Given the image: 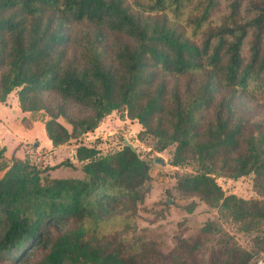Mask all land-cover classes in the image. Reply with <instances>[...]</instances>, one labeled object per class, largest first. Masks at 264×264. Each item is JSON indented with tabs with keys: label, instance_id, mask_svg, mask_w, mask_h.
I'll list each match as a JSON object with an SVG mask.
<instances>
[{
	"label": "trees",
	"instance_id": "trees-1",
	"mask_svg": "<svg viewBox=\"0 0 264 264\" xmlns=\"http://www.w3.org/2000/svg\"><path fill=\"white\" fill-rule=\"evenodd\" d=\"M13 90L24 128L41 121L53 147L78 141L52 165H7L0 146V264L264 260V0H0V104ZM112 111L140 125L150 151L172 146L169 164L192 168L175 190L216 211L166 252L106 226L117 212L131 224L152 161L80 141ZM74 162L79 177L49 175ZM246 175L256 197L215 181ZM219 219L253 233L248 246Z\"/></svg>",
	"mask_w": 264,
	"mask_h": 264
},
{
	"label": "rangeland",
	"instance_id": "rangeland-1",
	"mask_svg": "<svg viewBox=\"0 0 264 264\" xmlns=\"http://www.w3.org/2000/svg\"><path fill=\"white\" fill-rule=\"evenodd\" d=\"M245 40V49L247 48ZM247 106L256 110L255 100L244 99ZM14 90L7 96L6 104H0V146L5 150L2 156L5 164L10 163L11 156L28 158L37 165H52L70 157L78 140L72 139L59 146L46 144L47 140L41 121H35L30 129L19 124L21 115L18 113ZM42 128V129H41ZM140 125L135 120L120 118L118 112L112 111L105 116L98 126L80 137L87 145H94L102 153L115 150L124 141L130 143L136 151L147 159L149 166L150 187L141 203L131 217V224L125 228L121 221L123 214H115L107 222V227L121 234L124 241H136L147 247L153 244L159 251L166 252L175 243L176 237H190L197 233L199 227L209 219H216V211L195 196H182L174 188L175 178L184 173L192 172L189 165L172 166L169 164L172 146L161 152L150 151L149 140L139 141L136 134ZM48 141V140H47ZM4 169L0 170V176ZM51 177H79L80 164L74 167L60 166L49 172ZM251 175L232 179L217 176L215 181L225 194L233 193L238 197H256L251 187ZM193 203L191 211L185 206ZM118 209H116L117 211ZM225 231L239 245L247 247L253 233L238 230L230 221L219 219Z\"/></svg>",
	"mask_w": 264,
	"mask_h": 264
},
{
	"label": "crops",
	"instance_id": "crops-1",
	"mask_svg": "<svg viewBox=\"0 0 264 264\" xmlns=\"http://www.w3.org/2000/svg\"><path fill=\"white\" fill-rule=\"evenodd\" d=\"M15 102H16V99H15ZM16 108H17V110H18V113L21 115V117L23 116V115H26V113H22L19 109H18V107H17V103H16ZM20 117V118H21ZM20 120V119H19ZM32 123H35V121L34 122H32ZM19 124L21 125V123H20V121H19ZM42 125V124H41ZM22 126V125H21ZM25 129H27V128H25ZM30 129V128H29ZM42 129V128H41ZM48 140V139H47ZM45 140V142H46V144L48 145V144H50V141L48 140ZM51 145V144H50Z\"/></svg>",
	"mask_w": 264,
	"mask_h": 264
},
{
	"label": "built area",
	"instance_id": "built-area-1",
	"mask_svg": "<svg viewBox=\"0 0 264 264\" xmlns=\"http://www.w3.org/2000/svg\"><path fill=\"white\" fill-rule=\"evenodd\" d=\"M254 264H264V260L259 259V260H257Z\"/></svg>",
	"mask_w": 264,
	"mask_h": 264
},
{
	"label": "water",
	"instance_id": "water-1",
	"mask_svg": "<svg viewBox=\"0 0 264 264\" xmlns=\"http://www.w3.org/2000/svg\"><path fill=\"white\" fill-rule=\"evenodd\" d=\"M123 143H124L125 145L129 146L130 148L134 149V147H133L130 143H128L127 141H124Z\"/></svg>",
	"mask_w": 264,
	"mask_h": 264
}]
</instances>
